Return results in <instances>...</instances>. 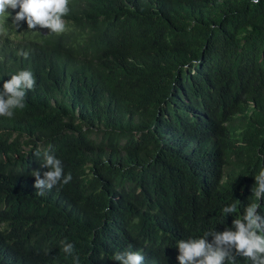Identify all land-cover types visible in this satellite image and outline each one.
I'll use <instances>...</instances> for the list:
<instances>
[{
    "label": "trees",
    "instance_id": "1",
    "mask_svg": "<svg viewBox=\"0 0 264 264\" xmlns=\"http://www.w3.org/2000/svg\"><path fill=\"white\" fill-rule=\"evenodd\" d=\"M69 9L62 34L17 29L18 9L0 18V90L21 70L36 81L0 117V264H73L64 243L79 264L126 251L179 264L178 241L223 232L251 203L264 216V0ZM45 152L72 179L38 195Z\"/></svg>",
    "mask_w": 264,
    "mask_h": 264
},
{
    "label": "clouds",
    "instance_id": "2",
    "mask_svg": "<svg viewBox=\"0 0 264 264\" xmlns=\"http://www.w3.org/2000/svg\"><path fill=\"white\" fill-rule=\"evenodd\" d=\"M259 3V0H252ZM18 9V11H16ZM16 11L12 23L17 29L26 21L28 30L49 29L50 33L62 34L66 30L63 19L69 9V0H0V18H4L10 11ZM0 35H6V29L0 25ZM25 58L28 53L21 52ZM35 78L31 71L21 70L11 76L0 90V117L11 118L14 110L25 108V97L28 90L34 89ZM39 156V153H36ZM43 168L48 169L42 174L35 171L34 187L38 195L45 190L70 183L72 176L64 175L62 162L54 155L45 152ZM256 186L252 189L256 200L264 198V169L255 176ZM257 203L249 204L243 219H234L233 225L223 232H208L202 238L178 241L177 247L179 264H234L236 257L250 260L252 264H264V216L258 212ZM225 214L236 212V205L223 209ZM209 237H213L209 242ZM63 243V242H62ZM62 251L73 256V264H79V256L74 254V245L64 243ZM144 256L139 252L126 251L117 253L114 260L118 264H143Z\"/></svg>",
    "mask_w": 264,
    "mask_h": 264
}]
</instances>
